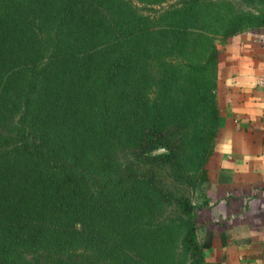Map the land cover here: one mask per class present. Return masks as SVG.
<instances>
[{
  "label": "trees",
  "instance_id": "trees-1",
  "mask_svg": "<svg viewBox=\"0 0 264 264\" xmlns=\"http://www.w3.org/2000/svg\"><path fill=\"white\" fill-rule=\"evenodd\" d=\"M240 1L0 0V264H206L158 173L204 179Z\"/></svg>",
  "mask_w": 264,
  "mask_h": 264
},
{
  "label": "crops",
  "instance_id": "crops-1",
  "mask_svg": "<svg viewBox=\"0 0 264 264\" xmlns=\"http://www.w3.org/2000/svg\"><path fill=\"white\" fill-rule=\"evenodd\" d=\"M227 40L219 55L220 129L205 165L207 264H264V30Z\"/></svg>",
  "mask_w": 264,
  "mask_h": 264
},
{
  "label": "rangeland",
  "instance_id": "rangeland-1",
  "mask_svg": "<svg viewBox=\"0 0 264 264\" xmlns=\"http://www.w3.org/2000/svg\"><path fill=\"white\" fill-rule=\"evenodd\" d=\"M235 7V10L238 12H256L254 8L248 7L246 4L242 3L240 0H230ZM172 2L166 3L167 5ZM248 30V29H247ZM258 31V33L251 34L256 37L263 38V31L261 30H251L248 31ZM244 33V32H243ZM242 34V33H241ZM222 51H220L221 53ZM216 147V143H215ZM214 147V149H215ZM213 155V154H212ZM158 185L162 187L164 190L169 191L173 194L174 197H186L188 198L192 204L196 207V226L198 229V240L199 242H203L206 238L207 228H206V208L209 206V201L206 197V181L202 180L201 185L193 189L190 187L185 181L178 179L173 175L171 169L164 168L161 169L158 173ZM207 201V205L203 207V203ZM178 214L176 208L173 206L167 207L164 213V217L172 218ZM208 217V216H207ZM206 263V258H205ZM207 264V263H206Z\"/></svg>",
  "mask_w": 264,
  "mask_h": 264
},
{
  "label": "built area",
  "instance_id": "built-area-1",
  "mask_svg": "<svg viewBox=\"0 0 264 264\" xmlns=\"http://www.w3.org/2000/svg\"><path fill=\"white\" fill-rule=\"evenodd\" d=\"M260 83L264 85V79H262Z\"/></svg>",
  "mask_w": 264,
  "mask_h": 264
},
{
  "label": "water",
  "instance_id": "water-1",
  "mask_svg": "<svg viewBox=\"0 0 264 264\" xmlns=\"http://www.w3.org/2000/svg\"><path fill=\"white\" fill-rule=\"evenodd\" d=\"M156 153V152H155ZM158 153V152H157Z\"/></svg>",
  "mask_w": 264,
  "mask_h": 264
}]
</instances>
